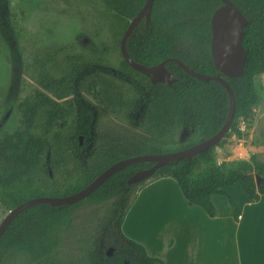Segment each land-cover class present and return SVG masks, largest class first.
I'll use <instances>...</instances> for the list:
<instances>
[{
  "label": "trees",
  "instance_id": "16d2710c",
  "mask_svg": "<svg viewBox=\"0 0 264 264\" xmlns=\"http://www.w3.org/2000/svg\"><path fill=\"white\" fill-rule=\"evenodd\" d=\"M101 1L111 31L121 40L130 20L146 0ZM232 1L247 17L242 38L246 59L242 75L227 76L220 72L234 90L236 107L229 130L217 144L191 159L167 161L135 183H128V177L152 166L153 161H137L122 167L76 202L59 205L41 202L29 206L17 214L2 233L0 264H164L161 258L149 255L142 243L125 235L121 226L133 194L149 179L173 177L184 198L210 215L216 214L212 195L225 194L235 207V217L239 216L240 209L224 188L226 185L237 186L255 200L264 194V163L253 153L248 159L238 158L237 165L226 171H212L195 180L190 178L195 167L213 158L215 146L227 143L232 134L238 139L245 135L241 122L249 125L254 106L263 96L258 76L264 72V0ZM221 4L222 0H154L149 21L144 16L127 38L129 55L145 65L175 56L196 71L216 74L219 70L211 53V16ZM100 62L101 59L85 60L81 55L67 56L62 65L54 64L58 75L44 64L41 66L35 93L18 104L22 123L0 136V200L10 209L48 188L37 186L33 174L44 165L49 145V140L36 131L37 117L41 113L51 118L57 115L52 114L55 102L49 95L51 92L61 93L72 87L76 99L75 129L67 141L80 165V176L76 184L64 186L65 194L81 189L121 158L176 150L164 142L178 125H191L196 129L194 138L181 147L184 148L216 133L227 117L229 94L221 82L200 79L172 60L165 65L177 80L171 85L153 82L123 57L115 73L129 84L126 86H131V92L117 94L116 101L131 128L139 133L94 129V108L79 97L77 89L87 76L103 81L106 77L103 70L109 74L114 71ZM256 174L261 176L259 184ZM109 200L104 219L86 252L87 258L63 259L60 256L62 233L71 227L77 207L85 201ZM110 246L113 253L108 255L106 250Z\"/></svg>",
  "mask_w": 264,
  "mask_h": 264
},
{
  "label": "rangeland",
  "instance_id": "374dc122",
  "mask_svg": "<svg viewBox=\"0 0 264 264\" xmlns=\"http://www.w3.org/2000/svg\"><path fill=\"white\" fill-rule=\"evenodd\" d=\"M105 11L101 0H0V136L22 123L18 104L35 93L41 66L44 64L58 75L54 64L62 65L67 56L74 55L93 62L101 59L100 63L114 70L111 74L103 70V81L87 76L78 84L77 94L94 108V129L136 132L117 105V94L131 92V86H126L129 84L115 73L123 56L120 38L111 31ZM263 82L264 76L259 75L258 83ZM71 88L49 93L55 102L52 114L56 116L41 113L37 117L36 131L49 140L44 165L33 174L37 186L48 187L41 195H65L64 186L79 180L80 165L67 141L77 116ZM241 124L245 135L238 139L232 134L227 143L215 146L213 158L195 167L191 180L212 171H226L237 165L239 156L249 158L250 153L264 163V94L254 106L249 125ZM195 132L191 125H178L164 143L181 149L194 138ZM240 150L246 154L239 155ZM110 202L85 201L77 207L71 227L62 233L63 259L87 258L86 252ZM9 210L0 200V222Z\"/></svg>",
  "mask_w": 264,
  "mask_h": 264
},
{
  "label": "crops",
  "instance_id": "0c3cea01",
  "mask_svg": "<svg viewBox=\"0 0 264 264\" xmlns=\"http://www.w3.org/2000/svg\"><path fill=\"white\" fill-rule=\"evenodd\" d=\"M224 188L237 218L225 194L212 195L210 215L184 198L173 177L149 179L133 195L122 230L164 264H264V194L255 200L237 186Z\"/></svg>",
  "mask_w": 264,
  "mask_h": 264
},
{
  "label": "water",
  "instance_id": "95a60500",
  "mask_svg": "<svg viewBox=\"0 0 264 264\" xmlns=\"http://www.w3.org/2000/svg\"><path fill=\"white\" fill-rule=\"evenodd\" d=\"M153 2L154 0H146L142 8L130 20L120 40L122 56L132 68L145 73L153 82L160 81L171 85L177 80V78L170 70H168L165 65V63L170 60L177 62L187 72L200 79H215L221 82L226 88L230 100L228 114L224 123L219 128V130L210 137L187 147L166 152L140 153L116 160L106 167L101 173H99L87 185L69 194L59 196L37 195L24 200L20 204L10 209L0 222V237L12 219L22 210L28 208L31 205L41 202H47L52 205L76 202L90 194L111 174L122 167L137 161H153L154 163L152 166L137 170L127 179L128 183L138 182L143 178L150 176L159 166L163 165L167 161L179 160L183 157L191 159L197 153H200L210 146L217 144V142L224 136L225 132L229 130L230 124L234 118L236 98L230 83L223 75L220 74V72H223L227 76H240L244 72L246 51L242 43V38L244 35V26L246 24L247 17L232 0H222V4L213 11L211 16V53L214 63L219 70L216 74H205L203 72L196 71L190 68L182 59L175 56L166 57L153 65H145L137 62L129 55L126 41L135 26L144 16H146V21H149ZM80 142H82V136H80ZM259 182L260 176L256 174V183L259 184ZM106 253L111 255L113 253V247H108Z\"/></svg>",
  "mask_w": 264,
  "mask_h": 264
},
{
  "label": "built area",
  "instance_id": "2783aa9c",
  "mask_svg": "<svg viewBox=\"0 0 264 264\" xmlns=\"http://www.w3.org/2000/svg\"><path fill=\"white\" fill-rule=\"evenodd\" d=\"M241 127H242V124H241ZM243 128V127H242ZM241 146V145H240ZM239 152V155H242L243 154V152H245V150L244 151H242V150H240V151H238ZM245 154H246V152H245ZM245 155H242V156H239L238 158H243V159H248L247 157H244ZM250 157V156H249Z\"/></svg>",
  "mask_w": 264,
  "mask_h": 264
},
{
  "label": "flooded vegetation",
  "instance_id": "af4514ba",
  "mask_svg": "<svg viewBox=\"0 0 264 264\" xmlns=\"http://www.w3.org/2000/svg\"><path fill=\"white\" fill-rule=\"evenodd\" d=\"M81 98V97H80ZM81 99H83V98H81ZM76 100V99H75ZM83 100H85V99H83ZM85 101H87V100H85ZM88 102V101H87ZM89 103V102H88ZM89 105L91 106V104L89 103ZM91 107H93V106H91ZM82 141H83V139H82Z\"/></svg>",
  "mask_w": 264,
  "mask_h": 264
}]
</instances>
